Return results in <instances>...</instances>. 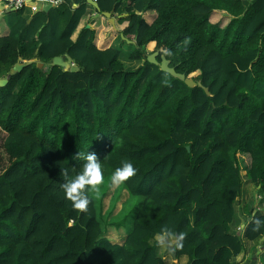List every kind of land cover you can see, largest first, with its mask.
<instances>
[{
	"label": "trees",
	"instance_id": "obj_1",
	"mask_svg": "<svg viewBox=\"0 0 264 264\" xmlns=\"http://www.w3.org/2000/svg\"><path fill=\"white\" fill-rule=\"evenodd\" d=\"M96 1L127 14L119 29L138 67L105 43V16L72 38L87 0L15 10L0 36V264H167L155 242L164 227L183 234L176 259L237 264L264 237V0ZM155 51L208 92L147 61ZM88 151L105 182L80 213L61 171L74 178ZM124 162L136 174L112 185ZM244 181L257 191L241 208Z\"/></svg>",
	"mask_w": 264,
	"mask_h": 264
},
{
	"label": "clouds",
	"instance_id": "obj_2",
	"mask_svg": "<svg viewBox=\"0 0 264 264\" xmlns=\"http://www.w3.org/2000/svg\"><path fill=\"white\" fill-rule=\"evenodd\" d=\"M76 158L85 161L83 170L78 173L74 178H68V169L64 168L61 171V176L64 178V182L61 184V189L64 194V198L71 202L73 211L80 213H86L88 211L89 204L91 203L90 194H98L100 191V185L105 182L103 170L97 156L89 151L86 153L79 152ZM137 169L131 162L122 163L121 167L115 169L110 177V183L112 185H120L134 176ZM183 240V234L177 236L174 231L168 227H164L161 233L155 237L156 245L164 247L169 245L173 241H176V246L180 247L179 241Z\"/></svg>",
	"mask_w": 264,
	"mask_h": 264
},
{
	"label": "crops",
	"instance_id": "obj_3",
	"mask_svg": "<svg viewBox=\"0 0 264 264\" xmlns=\"http://www.w3.org/2000/svg\"><path fill=\"white\" fill-rule=\"evenodd\" d=\"M51 8H53V7H51ZM98 8H99V6H98ZM22 9H25L24 11H26V13L28 11L31 14L36 13V12H32L28 7H25ZM22 9H20V10H22ZM4 10L9 11L11 9H4ZM4 10L3 11L0 10V36L8 35L10 32V26L15 21L14 18L11 21H7L5 19V16H4ZM40 10H42V8H40ZM96 12H97L96 8L93 5L89 4V2L87 0V12L85 15H83L81 17L77 28L73 32V34H72L73 39H75L77 37L78 33L80 32V30L82 28H84V27L90 28L93 26L95 19L98 18L99 16H101V15H99L98 17H94ZM100 12H102V11H100ZM110 13H111V17L115 21V26H112V24H110L109 20L108 19L107 20H108V23L111 26V28L114 31H116L117 34H114V31H113V33L111 32V33L105 34V37H106L105 43H107L108 45H112V47H116V46H118L119 48L121 47V49H122L123 46L120 43H122L121 40H123V39L120 38L121 32H120L119 28H121L124 25V21H122L121 19L126 18L127 14L123 13V14L119 15L118 11L117 12L111 11ZM120 13H121V11H120ZM250 185H251V182L249 181L248 185L246 186L247 188H245L243 186V189H244L243 192H244V198H245V201L242 202L243 206H245L248 203V201L253 198V196L251 197V195L249 194ZM263 242H264V237H262L259 240H255V241H253V243L247 245L245 250H243V252L238 255L237 264H259V263L264 264V244H263Z\"/></svg>",
	"mask_w": 264,
	"mask_h": 264
},
{
	"label": "water",
	"instance_id": "obj_4",
	"mask_svg": "<svg viewBox=\"0 0 264 264\" xmlns=\"http://www.w3.org/2000/svg\"><path fill=\"white\" fill-rule=\"evenodd\" d=\"M88 2H89V4L93 5L97 10L94 17H98L99 15L105 16L109 20L110 24H112V26H115V21L111 17L110 12H100L98 5H97V2H95L93 0H88ZM41 8H42V10H47V9L51 8V6L49 4H46V5H43ZM4 9L5 8L0 4V10L3 11ZM11 10H13V9H11ZM120 38L126 40L130 44L135 43V41L126 39V37L122 33H120ZM157 54H158L157 51L150 53V54H147L146 60L151 62V63H154V64H159L160 69L162 71L169 73L173 77L181 79L182 81H184V83L187 86H189V87L199 86V87H202L206 92H208L207 88L204 87L200 81L196 82L191 78L185 77V75L183 73L176 72L174 67L169 66V61L166 60L165 58H162L161 61L158 62L156 60ZM33 61H35V59L27 61V62H19V63L15 64L14 67L12 68V70L8 73L7 79L9 78V76L12 75V73H14L15 71H20L24 66L29 65ZM53 62H54V64H61L65 69L79 70V67H75V66L71 65V59L69 57H66V60H63L62 57H56V58H54ZM5 82H6L5 79H0V85L4 84ZM166 246H167L168 252L172 256V258L176 259L175 247L173 245H170V244L166 245Z\"/></svg>",
	"mask_w": 264,
	"mask_h": 264
},
{
	"label": "rangeland",
	"instance_id": "obj_5",
	"mask_svg": "<svg viewBox=\"0 0 264 264\" xmlns=\"http://www.w3.org/2000/svg\"><path fill=\"white\" fill-rule=\"evenodd\" d=\"M119 12V15L120 14H123L122 12L120 13V11H118ZM149 14V17H146V19L148 20V21H150L151 20V18H150V13H148ZM4 16H5V19L7 20V21H11L13 18H15V10H4ZM121 42L122 43H120L123 47H122V49H121V47H120V49H121V55H120V59H121V61L124 63V65H125V67L126 68H129V69H134V68H136V67H138V65H139V63H140V61H132V60H130L129 59V57H130V55L133 53V51H134V49H135V47L134 46H131L132 44H129L126 40H121ZM120 45V46H121ZM117 48H118V46H116ZM142 62V61H141ZM240 157V156H239ZM240 159H241V167H244V168H242L243 169V171H242V173H244L245 171L244 170H246V168H245V166H248V162H249V160H248V158L247 157H245V159H246V163L244 162V159H242L241 157H240ZM248 182L249 181H244L243 182V185H242V191H241V195L239 196V198H238V203H239V207H241V208H244V206L242 205V202L243 201H245V198H244V192H243V186L245 187V188H247L246 186L248 185ZM249 189H250V191H249V194L251 195V197L252 196H254L253 194H255L256 193V191H257V189H256V187H255V184L254 183H251V185H250V187H249ZM100 192V191H99ZM93 195V197H95L96 199H98L99 197V193L98 194H95V193H93L92 194ZM98 195V196H97ZM123 198H124V196H122L121 198H119V200L114 204V207H112V205L111 206H109L108 208H107V204H108V200H109V198L107 197L106 199V201H105V203H104V210L106 209L107 210V212L108 213H110V212H114L115 210H116V208H117V211H118V209L120 208V206H121V204H123V205H125V204H127V203H124V202H122L123 201ZM107 212H106V214H107ZM110 229V228H109ZM174 242L175 241H173L172 243H170V245H173L174 244ZM158 249H159V252L161 253V254H163V257H164V260L166 261V263L167 264H186V261H187V258L185 257V256H182V257H180L179 259H174V258H172V256L170 255V253L168 252V249H167V246L165 245L164 247H159L158 246ZM259 264H261V263H259Z\"/></svg>",
	"mask_w": 264,
	"mask_h": 264
},
{
	"label": "built area",
	"instance_id": "obj_6",
	"mask_svg": "<svg viewBox=\"0 0 264 264\" xmlns=\"http://www.w3.org/2000/svg\"><path fill=\"white\" fill-rule=\"evenodd\" d=\"M66 0H0V4L5 9L20 10L28 7L32 12H37L43 5L49 4L51 7H58ZM97 2L96 0H93ZM71 65L75 66L73 62Z\"/></svg>",
	"mask_w": 264,
	"mask_h": 264
}]
</instances>
